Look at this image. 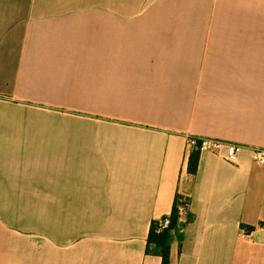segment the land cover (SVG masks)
<instances>
[{
  "label": "crops",
  "instance_id": "crops-1",
  "mask_svg": "<svg viewBox=\"0 0 264 264\" xmlns=\"http://www.w3.org/2000/svg\"><path fill=\"white\" fill-rule=\"evenodd\" d=\"M187 134L237 160L190 173ZM3 147L0 193L43 217L0 264H160L176 195L169 264H264V0H0Z\"/></svg>",
  "mask_w": 264,
  "mask_h": 264
},
{
  "label": "rangeland",
  "instance_id": "rangeland-1",
  "mask_svg": "<svg viewBox=\"0 0 264 264\" xmlns=\"http://www.w3.org/2000/svg\"><path fill=\"white\" fill-rule=\"evenodd\" d=\"M6 148L3 147L0 154H10L5 151ZM23 164L24 167L28 165V163ZM26 197L28 195L0 193V249H9L10 244H15L12 240L13 235L26 234L28 223L37 222L43 217L41 208H27L35 204L26 203Z\"/></svg>",
  "mask_w": 264,
  "mask_h": 264
},
{
  "label": "built area",
  "instance_id": "built-area-1",
  "mask_svg": "<svg viewBox=\"0 0 264 264\" xmlns=\"http://www.w3.org/2000/svg\"><path fill=\"white\" fill-rule=\"evenodd\" d=\"M186 139V148L190 150L197 151H209L212 153L220 154L226 160L235 162L237 160L238 152L241 148V145L231 142L225 141L222 139H218L215 137H206L200 135H185ZM253 159L259 163L264 165V148L256 147L253 149ZM187 212V204L181 203L178 206L179 216H185ZM169 225V216L164 215L158 219H156V231H162L167 228Z\"/></svg>",
  "mask_w": 264,
  "mask_h": 264
},
{
  "label": "trees",
  "instance_id": "trees-1",
  "mask_svg": "<svg viewBox=\"0 0 264 264\" xmlns=\"http://www.w3.org/2000/svg\"><path fill=\"white\" fill-rule=\"evenodd\" d=\"M198 154L199 151L193 150L188 159V171L190 173H195L197 168L198 162ZM186 203L188 201L182 198L179 195L175 196L172 208L169 216V225L167 228L163 229L162 231H156V220L151 222L150 229L147 235V249L149 251V247L153 246L154 251L161 257L160 264H169V242L171 237V231L178 228L180 224V216L178 213V206L179 204ZM187 213V212H186ZM252 227L248 228L251 229Z\"/></svg>",
  "mask_w": 264,
  "mask_h": 264
},
{
  "label": "water",
  "instance_id": "water-1",
  "mask_svg": "<svg viewBox=\"0 0 264 264\" xmlns=\"http://www.w3.org/2000/svg\"><path fill=\"white\" fill-rule=\"evenodd\" d=\"M180 224H182V223L180 222Z\"/></svg>",
  "mask_w": 264,
  "mask_h": 264
}]
</instances>
